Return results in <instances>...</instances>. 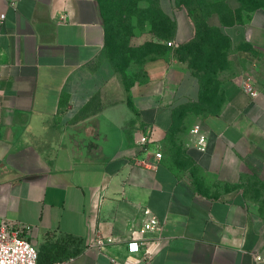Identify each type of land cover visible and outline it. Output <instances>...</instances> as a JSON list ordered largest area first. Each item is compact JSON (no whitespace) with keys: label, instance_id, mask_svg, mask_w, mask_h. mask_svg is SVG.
Masks as SVG:
<instances>
[{"label":"crops","instance_id":"0c3cea01","mask_svg":"<svg viewBox=\"0 0 264 264\" xmlns=\"http://www.w3.org/2000/svg\"><path fill=\"white\" fill-rule=\"evenodd\" d=\"M158 4L175 18V45L193 37L184 8L174 0ZM0 13V225L30 224L41 263L59 255L49 244L73 239L83 249L62 264H123L128 235H138L148 209L161 223V243L138 264H258L264 77L252 76L255 97L241 90L244 75L225 77L218 114L180 115L197 100L199 85L171 48L143 63L127 101L85 111L114 70L95 0H0ZM207 23L221 26L219 15ZM222 27L235 48L253 51L230 56L264 57V9ZM195 124L206 136L204 151L195 146ZM144 133L149 141L137 144ZM156 150V170L144 167L141 160L153 161ZM96 234L115 243L99 250L90 245Z\"/></svg>","mask_w":264,"mask_h":264},{"label":"trees","instance_id":"16d2710c","mask_svg":"<svg viewBox=\"0 0 264 264\" xmlns=\"http://www.w3.org/2000/svg\"><path fill=\"white\" fill-rule=\"evenodd\" d=\"M145 1V6L140 2ZM240 5L231 8L227 0H174L175 7L184 8L191 19L195 33L188 41L167 46L175 34V18L166 14L160 8L158 0H95L100 19L105 30V49L112 35L125 38L129 30L130 17L136 16L139 24L145 21L149 24V31L155 37L144 43L145 54H153L148 59L162 55L161 50L174 47V56L185 63L197 78L199 85L198 98L179 108L182 112L194 111L201 116L218 114L225 96L221 86L220 73L228 67L229 56L233 50L252 51L249 44H242L235 48L230 37L224 33V25H234L243 22V17L249 13L264 9V0H238ZM217 13L221 26L209 25L207 18ZM144 21V22H143ZM253 52V51H252ZM106 53V52H105ZM114 69L113 56L106 54ZM147 59V60H148ZM59 255L49 258L48 261H62L67 257L78 254L83 245L76 240H65L55 245ZM69 245V246H68ZM70 246H73L69 249ZM38 261L42 262L41 252L38 250Z\"/></svg>","mask_w":264,"mask_h":264},{"label":"built area","instance_id":"2783aa9c","mask_svg":"<svg viewBox=\"0 0 264 264\" xmlns=\"http://www.w3.org/2000/svg\"><path fill=\"white\" fill-rule=\"evenodd\" d=\"M4 18V13H0V25ZM172 45V41L167 42ZM2 74L0 71V91L2 88ZM240 88L250 97H255L258 90L252 76L244 75L240 80ZM193 134L197 136L195 146L204 151L206 149V136L201 132L199 124L193 125L191 128ZM150 139L149 133L139 134L136 143L143 145ZM162 153L156 150L154 160L147 158L141 160V164L153 170H156L158 161L161 159ZM147 217L142 221L135 235L131 233L125 242L127 255L123 260V264H138L140 262H148L152 259L156 249L160 246V230L161 223L155 214L145 209ZM31 226L27 223L10 224L4 223L0 225V264H62V261H50L47 263H39L38 249L29 239ZM147 233H156L157 236L152 239L146 237ZM115 239L112 235L104 236L96 234L90 245L95 246L99 250L106 244H114ZM255 261L258 264H264V252H254ZM113 260V259H112Z\"/></svg>","mask_w":264,"mask_h":264},{"label":"rangeland","instance_id":"374dc122","mask_svg":"<svg viewBox=\"0 0 264 264\" xmlns=\"http://www.w3.org/2000/svg\"><path fill=\"white\" fill-rule=\"evenodd\" d=\"M145 1L140 2V6H145ZM144 22V21H143ZM129 30L131 33L125 38L112 35L109 39L105 52L113 56L115 65L113 78L86 106L85 111L101 110L104 107L116 103L118 100H125L127 89L135 79H142L144 76L142 65L153 54H145L144 43L155 39L149 31V24L145 21L139 24L137 17H130ZM168 46V44H167ZM174 54V47L172 46ZM165 54L168 50H161ZM228 67L220 73V79L235 74L264 77V57L258 60H245L238 56H229ZM250 62V63H249Z\"/></svg>","mask_w":264,"mask_h":264}]
</instances>
